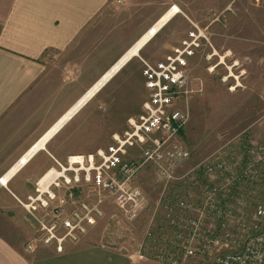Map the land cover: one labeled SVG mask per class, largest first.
I'll return each instance as SVG.
<instances>
[{"label":"crops","instance_id":"crops-1","mask_svg":"<svg viewBox=\"0 0 264 264\" xmlns=\"http://www.w3.org/2000/svg\"><path fill=\"white\" fill-rule=\"evenodd\" d=\"M170 1L151 5L153 2L147 0L150 6H138L134 0H0V177L35 144L33 154L11 172L5 184H0L4 197L0 208L16 206L23 210L18 199L26 200L34 191V181L49 168L58 167L56 161L63 164L68 156L93 153L113 143L111 132H103L104 136L95 139L92 131L111 128L112 133H119L128 127V117L143 113L142 103L148 90L140 57L152 63L163 60L180 45L192 29V22L201 26L187 17L181 5ZM172 8L173 13L169 11ZM169 12L155 34L147 37L136 54L129 56L103 83L109 81L103 92L105 98L100 100L109 110L108 119L102 124L88 116L91 106L86 112H78L79 108L43 140L91 86ZM186 27L185 35L179 36L177 42L164 47L159 44V31L169 36L184 32ZM203 82L202 78L198 87L204 88ZM47 92L57 100L37 120L32 112L34 101L38 98L37 103L45 102ZM116 98L127 101L116 102ZM114 114L118 115L115 121L111 120ZM82 115L87 117L86 129L91 131L82 144L96 145L95 149L63 151L62 147L78 142ZM85 188L79 186L76 194ZM22 224L24 241L13 239L0 229V264H169L143 253L125 252L88 232L76 242L66 241L60 252L54 243L28 249L26 244L33 232L23 220Z\"/></svg>","mask_w":264,"mask_h":264},{"label":"rangeland","instance_id":"rangeland-1","mask_svg":"<svg viewBox=\"0 0 264 264\" xmlns=\"http://www.w3.org/2000/svg\"><path fill=\"white\" fill-rule=\"evenodd\" d=\"M134 1L138 6L149 5L145 2L147 0ZM149 1L153 2L151 5H155L163 0ZM172 3L181 5L180 8L186 12L187 17L206 27L209 35L208 42L201 41V48L190 61L191 88L197 89V83L202 78L204 88L191 91L176 102V105L188 114V120L183 127L184 135L178 136L179 142L189 152L188 156L178 160L173 169L174 177L171 179L162 177L152 163H147L139 170L134 182L145 194L147 204L134 219H128L124 215L108 191L98 192L89 183L80 184L86 188L83 193H77L76 197L93 204L101 199L96 205L100 214L92 209L95 223L88 229V233L94 234V238L115 245L125 252L139 254H142V246H166L173 252L178 264H208L218 253L242 246L247 229H234L236 224L247 223L254 229V224L262 226L264 223V217L256 219L258 208L264 205V192H258L259 187L250 184L251 179L259 180L262 177L250 173L241 177L247 180H242L241 184L235 186L234 199L231 200V194L217 183L215 176L197 173L199 164L214 158L215 155H223V152L227 161L228 156H233L234 159L245 160L248 169H261L264 172V161L246 158L254 156L253 152L257 146L264 148V0H173ZM188 27L184 32L176 31L169 36L159 31V44L164 47L177 42L179 36L185 35ZM208 54H212L209 59L206 58ZM234 60L238 63L232 65ZM210 66H213L211 70ZM229 71L239 75L240 85L234 90L228 88L235 82L232 75L222 79ZM108 82L79 107L78 112H86L91 106L92 111L88 116H93L103 124L110 116L109 110L100 101L105 98L103 92ZM45 94L46 103L42 98L43 103H37L38 98L34 101L32 112L37 120L42 119L50 104L57 100L53 96L50 98L49 92ZM116 99V102L127 101L125 98ZM111 117L113 121L118 119L117 114ZM82 118L84 121L80 122L78 142L62 147L63 151H86L96 147L82 144L91 132L86 129L87 117L82 115ZM106 131L111 132L112 138L116 132L112 133L111 128H98L92 131L91 135L100 139ZM140 152L141 147L137 145L130 149L127 158L137 159ZM66 164L67 160L63 165ZM80 172L84 177V171ZM233 172L243 174L242 169ZM42 176L34 181V191L30 195L35 193L36 182ZM228 176L222 178L224 187L235 178ZM227 187L231 188L230 185ZM60 191L65 194L63 187L57 189L61 195ZM217 191L222 194H217L216 197L229 205L228 208L225 205V209L221 207V216H229L231 212L233 214L230 216L233 222L225 224V229L217 222L221 217L216 218L214 210L206 207L209 200H215ZM3 198L0 191V202H3ZM180 202H183V205ZM18 204L20 205L19 202ZM15 207L0 208V229L13 239L24 241L23 220L25 225L32 229V238L35 233V220L22 206L23 210ZM198 219L201 224L196 226L193 221ZM194 232L200 234L197 239H185ZM178 234L181 237H176ZM215 238L219 239L218 243L214 242ZM190 248L192 253L188 254L186 250Z\"/></svg>","mask_w":264,"mask_h":264},{"label":"built area","instance_id":"built-area-1","mask_svg":"<svg viewBox=\"0 0 264 264\" xmlns=\"http://www.w3.org/2000/svg\"><path fill=\"white\" fill-rule=\"evenodd\" d=\"M191 24L192 29L188 30L180 45L175 46L163 60L152 63L141 58L144 85L148 90L147 98L143 101V113L137 117H129L128 127L121 133H114L113 143L105 148H98L86 155L68 156L66 165L56 161L58 167L49 168L36 182L34 194L28 195L26 200L18 199L20 205L35 220V233L26 244L28 249H33L38 244L54 243L55 249L60 252L66 241H78L94 225L92 209L100 214V209L96 205L101 199H98V202L96 200L94 204L76 199L75 190L82 182L91 184L98 192L108 191L124 215L128 219H134L147 204L145 194L134 182L139 170L147 163H152L162 177L166 179L174 177L173 169L178 160L185 158L189 153L178 140L179 129L186 124L188 114L180 109L176 102L181 96L189 95L191 91L202 90L201 86L197 89L191 88L190 59L201 48V41L209 40L206 27L193 22ZM211 56L212 54H208L206 58L209 59ZM237 63L238 61L234 60L232 65ZM212 68L213 66H210L209 70ZM230 75L235 82L228 88L234 90L240 85L239 75L229 71L222 79L225 80ZM137 145L141 147L140 155L137 159H128L130 149ZM255 150L252 149L254 156L246 158L262 161L264 148L257 146ZM225 158L223 152V155H215L212 159L204 160L205 162L201 164L205 173L220 176L222 180L223 177H229L228 175L237 177L238 172L234 173L233 170L242 169L243 174H239L240 177L247 173L264 177V174H260L261 169L250 170L246 165L243 168V159L228 156L227 161ZM80 170L84 171V177ZM41 179L43 182H40ZM0 182L5 184L2 177ZM223 183L225 185V182ZM61 187L64 188V196L57 192ZM180 204L183 205V202ZM206 207L215 209L216 218L221 217L217 222L222 228L225 229V224L233 222L230 218L233 216L232 212L229 216H221V206L214 204L212 199L208 201ZM261 217H264V205L257 210L256 219ZM193 224L197 226L201 224V220H194ZM255 225L253 229L247 223L236 224L234 229H247L242 246L218 253L208 264H264V223L262 226ZM199 236L200 234L194 232L185 239L195 240ZM176 237L181 235L178 234ZM218 241L219 239L215 238L214 242ZM155 252H159L158 259L169 264H178L173 252L166 246L159 247ZM186 252L191 254L192 249Z\"/></svg>","mask_w":264,"mask_h":264},{"label":"bare ground","instance_id":"bare-ground-1","mask_svg":"<svg viewBox=\"0 0 264 264\" xmlns=\"http://www.w3.org/2000/svg\"><path fill=\"white\" fill-rule=\"evenodd\" d=\"M177 6H174V9L177 10ZM169 11H172L173 13V8L170 9ZM171 12L168 13V15H166L162 20H160V22L155 26L152 27L148 30V33L141 39L139 40V42L137 44H135L128 52L127 54H125L120 60L119 62L113 66L104 76H102L97 82L94 83L93 86H91V88L89 89V91L82 96L79 101L53 126V128L45 135V137L43 136V140L47 139L53 132H55V130H57L64 122L65 120H67L93 93H95L97 90H99V88H101V86L103 85V83L107 80V78L131 55L136 54L137 49L142 45V43L144 42V40L149 37L150 35L155 34V30L159 27V25L166 19L167 16H169ZM35 145V144H34ZM33 145V146H34ZM27 150L18 160L17 162L14 164V166L4 175L2 176V181L5 182L6 179L9 177V175L11 174V172H13V170H15L16 168L20 167L23 163L26 162V160L28 159V157H30L31 154H33V152L35 151L34 149H32V147ZM32 149V150H31ZM34 150V151H33Z\"/></svg>","mask_w":264,"mask_h":264},{"label":"trees","instance_id":"trees-1","mask_svg":"<svg viewBox=\"0 0 264 264\" xmlns=\"http://www.w3.org/2000/svg\"><path fill=\"white\" fill-rule=\"evenodd\" d=\"M179 135L181 136V137H183V135H184V128L182 127V128H180L179 129ZM264 161V158L262 159V161L261 162H263ZM244 165H246V161L244 160L243 161V168H244ZM198 174H205V175H208V174H206L205 173V171H204V169H203V167L202 166H200V167H198V172H197ZM196 173V174H197ZM260 174H264V172L261 170V173ZM262 178H260L259 180H257L258 178H256V179H251V183L250 184H252V185H255V187L257 186V187H259V189H258V192H264V177L263 176H261ZM191 178V177H190ZM216 178H217V183H219V184H221V187L222 188H224L225 190H227L230 194H231V200H233L234 199V190H235V186H237L238 184H241V181L242 180H247L246 178H241L240 176H239V174L237 175V177L235 176V178H233L232 180H231V182L229 183V185L231 186V188H228L227 186H229V185H227V186H225L224 187V184H223V182H222V180H221V178H220V176H216ZM223 184V185H222ZM227 187V188H226ZM215 190H216V188H215ZM220 195V194H222L220 191H217V193L215 194V196H214V198H215V200H213V202H214V204L215 203H217L219 206H221V207H225V205H227L228 207H229V205L226 203V202H223V201H220L217 197H216V195ZM226 201V200H225ZM168 202H170V200H168ZM213 210H214V212H215V209L214 208H212ZM215 216H216V212H215ZM143 248H142V251H141V253H143V254H145V255H147V256H152V257H155V258H157V257H159L158 256V253L159 252H155L158 248H155L154 246H148V247H146V246H142ZM156 253V254H155Z\"/></svg>","mask_w":264,"mask_h":264}]
</instances>
